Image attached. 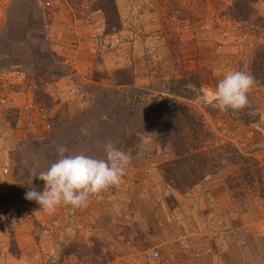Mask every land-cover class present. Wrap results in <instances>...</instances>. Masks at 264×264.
<instances>
[{"label":"rangeland","instance_id":"1","mask_svg":"<svg viewBox=\"0 0 264 264\" xmlns=\"http://www.w3.org/2000/svg\"><path fill=\"white\" fill-rule=\"evenodd\" d=\"M94 1L0 0V119L7 120L0 125V264H222L217 240L204 237L186 208H175L178 195L187 198L206 178L218 181L230 202L236 246L264 249V0H121L124 18L114 0L117 16H107V25ZM237 8L244 17L232 15ZM202 20L221 60L210 50L207 62L186 56L184 45L194 38L182 37L178 26ZM133 42L142 46L136 62ZM227 70L257 81L239 114L220 111L205 96ZM179 82L188 96L168 95ZM181 106L204 131L201 148L220 156L214 173L184 191L159 171L173 156L158 140L166 111ZM26 108L41 120L30 130L21 125ZM12 131L16 141L5 149L1 135ZM109 143L131 153L129 169L153 159L159 185L153 188H163L164 209L123 223L119 207L110 212L106 203L114 200L106 191L90 196L87 207L62 204L54 213L25 199L33 188L43 191L33 173L59 159L58 146L105 158ZM173 207L175 244L167 233Z\"/></svg>","mask_w":264,"mask_h":264},{"label":"crops","instance_id":"2","mask_svg":"<svg viewBox=\"0 0 264 264\" xmlns=\"http://www.w3.org/2000/svg\"><path fill=\"white\" fill-rule=\"evenodd\" d=\"M117 3H119L118 8H120L121 12L120 17L124 18L126 12L122 11L121 0H117ZM157 18L158 16L156 14L152 16V25L157 26ZM62 23L64 22L62 21ZM157 28L159 29V27ZM178 30L180 31L182 37L189 35V38L190 36H193L194 38V41L190 39L191 42H189L194 50H190L189 44L184 45L186 56H190L192 53V55L196 57L195 61L207 62L208 59L205 57L204 50H210V52H213L214 49L213 42H211L209 38L212 31L210 30V27H208L206 21H199L192 26L185 22L182 26H178ZM73 31L75 32V30ZM160 31L161 30H159V34L161 33ZM65 41H68V39L63 37V44ZM141 48L142 46L140 45V42H133L131 55L134 57L135 62L138 59L137 57L140 55ZM212 56L214 57L215 60H213L215 62L218 59L221 60L222 58L220 54L216 55L214 52L212 53ZM118 57L121 58L122 56ZM12 105H15V103ZM23 111L24 113H22L23 115L21 116V125L28 127V130L31 129L35 122L38 123L41 121L40 118L39 120L36 118L37 116L35 115L33 109L26 108ZM22 118H24L23 122ZM0 125H5L7 127V120L5 118L3 120L0 119ZM14 135L13 131L11 132V135L8 133L2 134L1 138L2 141L5 142V145H3L2 142L1 146L5 149H10L16 141V136ZM153 163L152 158L144 160L140 165H137L138 163L136 162L132 169L127 168L123 177V182L119 186H112L106 190V192H108L106 195H109L111 200H114L112 205H110V203H106L109 207H111L110 212H112L114 207H119L123 216L127 218L124 220L122 219L123 223L129 222L128 219H130L131 216L134 220H145V215L151 217V215H154V212H158L160 208L164 209V205L161 201L160 195L158 194L160 192L162 193L163 188H153V186H159L157 184V174L153 171ZM152 189H154L156 193H151ZM99 197H96V199L93 200V204L100 199ZM176 197L177 196H175V198ZM176 199L177 204L175 208H186V211L188 210V212H190L191 218L193 217L195 221H197L198 228H200V226L202 227L201 230L204 232L202 234H205L204 237L207 239L211 237L217 240V243H215L217 246L215 251L218 253V256H221L220 259L222 264H261V261L264 260V249L260 247H258V249L246 247L245 250H243L242 248L240 249L236 246L240 244L238 241L239 234L237 229L234 228L235 230L233 231V227L229 222H227V210L228 207L230 208V202L218 181L206 178L190 189V195H188L187 198H183L178 195ZM188 203L190 204L186 206L185 204ZM93 209H95V206H93ZM174 212L175 210L173 207L172 212L167 213V219L171 223V228L168 225L167 227L171 231L166 230L170 239L173 240V244H175L174 240L178 235L177 234L175 236L178 232L174 230ZM182 216L185 217V214H182ZM154 217L156 220L158 219L156 215ZM219 230L222 234L218 233ZM207 239H205V242Z\"/></svg>","mask_w":264,"mask_h":264},{"label":"clouds","instance_id":"3","mask_svg":"<svg viewBox=\"0 0 264 264\" xmlns=\"http://www.w3.org/2000/svg\"><path fill=\"white\" fill-rule=\"evenodd\" d=\"M256 84L255 77L249 72L227 70L215 89L205 96L208 103L222 112H238L248 107V94ZM57 153L59 159L46 170L33 173V177L44 181L43 191L33 188L25 194V199L34 200L48 213H54L62 204L74 208L87 207L90 196L123 182L133 159L130 152L122 151L111 143L105 145V158L71 154L65 146H58Z\"/></svg>","mask_w":264,"mask_h":264},{"label":"trees","instance_id":"4","mask_svg":"<svg viewBox=\"0 0 264 264\" xmlns=\"http://www.w3.org/2000/svg\"><path fill=\"white\" fill-rule=\"evenodd\" d=\"M238 3L242 5L240 1ZM92 9L100 10L104 14L106 25L109 23L107 16L116 15L114 0H95ZM241 13L242 10L237 8L232 12V15L244 17L245 15ZM21 34L23 36L24 30ZM182 88H184V84L179 82L177 87L170 86L167 89V94L171 97L188 96ZM234 113L239 114V112ZM244 121L247 123L246 119ZM252 121H254V117L250 118L248 122ZM194 126H196L195 133L191 129ZM203 133L201 125L192 121L185 106L166 111L164 130L158 136V140L160 145L167 144L170 147L173 156L161 164L159 171L164 182L178 191L188 189L217 169L216 163L220 156L218 154L209 156L205 149L201 148L205 135ZM236 154L239 156L238 153Z\"/></svg>","mask_w":264,"mask_h":264},{"label":"built area","instance_id":"5","mask_svg":"<svg viewBox=\"0 0 264 264\" xmlns=\"http://www.w3.org/2000/svg\"><path fill=\"white\" fill-rule=\"evenodd\" d=\"M152 256H156V251L151 252Z\"/></svg>","mask_w":264,"mask_h":264}]
</instances>
